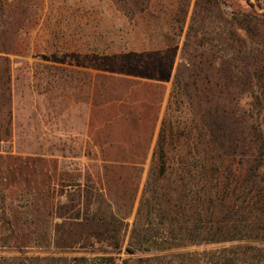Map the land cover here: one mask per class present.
<instances>
[{
  "label": "trees",
  "instance_id": "1",
  "mask_svg": "<svg viewBox=\"0 0 264 264\" xmlns=\"http://www.w3.org/2000/svg\"><path fill=\"white\" fill-rule=\"evenodd\" d=\"M22 1L2 0L0 7ZM112 1L117 11L127 2ZM130 1L152 27L142 37L143 48L127 49L121 35L94 36L92 76L118 74L128 84L153 87L159 104L164 83L171 87L139 197L140 169L120 148L105 165L108 216L92 218L86 234L119 248L137 203L128 250L155 254L135 264H264V247L257 245L264 243L263 5ZM155 25L167 29L157 32ZM118 59V69L110 67ZM7 60L0 55V61ZM1 87L0 104L7 105L8 82ZM125 133L109 135V144L124 141ZM151 139L150 130L147 142ZM101 152L109 156L110 147ZM61 208L55 210L61 220L55 227H65L61 232L73 236L74 228L88 223L81 203ZM80 238L62 246L72 247ZM219 244L229 245L188 250Z\"/></svg>",
  "mask_w": 264,
  "mask_h": 264
},
{
  "label": "rangeland",
  "instance_id": "2",
  "mask_svg": "<svg viewBox=\"0 0 264 264\" xmlns=\"http://www.w3.org/2000/svg\"><path fill=\"white\" fill-rule=\"evenodd\" d=\"M250 1L264 7V0ZM230 2L239 8L238 0ZM147 23L130 0L120 11L112 0H24L0 7V55L8 59L0 61V87L7 81L10 94L7 105L0 104V264H135L155 254L128 250L137 203L119 248L86 234L92 218L108 216L105 165L120 148L140 169L139 197L171 87L164 83L159 104L153 87L128 84L118 74L94 79L93 37L121 35L127 49L141 50L152 29ZM119 60L110 67L118 69ZM123 133L124 141L109 144V135ZM102 147H110L109 156ZM78 203L88 223L73 236L61 232L56 208ZM80 234L77 244L62 246Z\"/></svg>",
  "mask_w": 264,
  "mask_h": 264
}]
</instances>
